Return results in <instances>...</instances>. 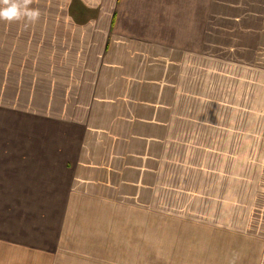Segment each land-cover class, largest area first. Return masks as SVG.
I'll return each mask as SVG.
<instances>
[{"label": "crops", "instance_id": "obj_1", "mask_svg": "<svg viewBox=\"0 0 264 264\" xmlns=\"http://www.w3.org/2000/svg\"><path fill=\"white\" fill-rule=\"evenodd\" d=\"M28 8L39 11L37 21L0 20V113L17 127L26 112L19 126L30 127L32 141L43 129L39 141L47 149L52 135L69 142L64 166L94 191L59 203L58 264L241 260L239 249L228 253L227 230L217 227L223 234L212 238L210 216L196 208L204 200L123 196L127 188L139 194L156 185L142 176L174 173L165 166L181 141L215 140L182 138L181 127L194 125L184 115L194 111L196 87L205 88L210 76L219 81V67H257L264 59V0H31ZM213 56L221 57L219 67ZM12 143L0 133V169ZM235 213L230 230L242 237L241 208ZM253 219L248 233L257 237Z\"/></svg>", "mask_w": 264, "mask_h": 264}, {"label": "rangeland", "instance_id": "obj_2", "mask_svg": "<svg viewBox=\"0 0 264 264\" xmlns=\"http://www.w3.org/2000/svg\"><path fill=\"white\" fill-rule=\"evenodd\" d=\"M259 43L260 46L264 44ZM220 59V56H213L212 67H219ZM252 65L219 67V81L218 76L212 80L210 76L209 82L205 80V88L196 87L199 94L194 111L184 115L185 121L194 125L181 127L179 135L184 139L185 135L192 134L196 138L215 136V140L207 144L181 141L178 153L172 154L173 159L165 166L174 173L159 171L150 178L142 176L146 182L150 179V183L156 179V185H153L157 186L156 191L147 184L142 193L127 188L124 190L126 196H123L204 200L205 205L196 208L205 210V215L210 216L212 238L223 234L217 227L227 230L224 239L228 253L233 254L237 248L244 257L239 260L237 255L236 264H264V215L261 213V207H264V59L259 60L258 68ZM211 75L213 77V73ZM22 113L17 117V127L10 123L8 126L6 120L10 114L0 113V121L4 123L0 128L1 135L4 134L6 139L8 136L13 138L8 157L2 158L0 169V264H58L59 203L64 198L94 197V191L85 190L84 180L75 176L71 166H64L65 160L72 157L71 144H60L52 135L51 147L47 149V145L39 141L43 132L39 128L35 129L32 141L30 127L19 126L21 120L26 119L27 113ZM218 136L226 141L218 142ZM188 147L187 156L185 150ZM191 148L194 150L192 155ZM231 152L242 157L234 158ZM144 166L140 164L141 170L148 171ZM10 169L16 170V175L10 174ZM98 195L115 197L100 190ZM240 208L243 213L242 237L230 230L235 227V211L238 214ZM252 217L258 226L257 237L248 233ZM241 225L237 222V229H241ZM224 239H212L211 243H223ZM227 263H234V260L227 256Z\"/></svg>", "mask_w": 264, "mask_h": 264}, {"label": "clouds", "instance_id": "obj_3", "mask_svg": "<svg viewBox=\"0 0 264 264\" xmlns=\"http://www.w3.org/2000/svg\"><path fill=\"white\" fill-rule=\"evenodd\" d=\"M30 3L31 0H0V20L10 23L24 18L31 22L37 21L39 11L29 9Z\"/></svg>", "mask_w": 264, "mask_h": 264}]
</instances>
